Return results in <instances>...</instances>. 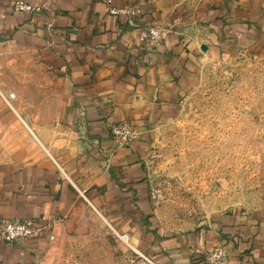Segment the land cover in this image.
<instances>
[{
  "label": "crops",
  "instance_id": "1",
  "mask_svg": "<svg viewBox=\"0 0 264 264\" xmlns=\"http://www.w3.org/2000/svg\"><path fill=\"white\" fill-rule=\"evenodd\" d=\"M17 1L0 0V77L20 82L0 87V218L48 228L0 239V264H75L73 243L89 247L109 231L120 264L135 257L121 235L157 264H209L199 251L217 245L229 264H264V205L257 217L233 209L166 232L147 165L206 65L262 49L264 0H23L41 6L32 12ZM124 5L139 7L137 23L170 27L166 39L138 46L128 18L109 12ZM125 121L139 136L118 147L109 125Z\"/></svg>",
  "mask_w": 264,
  "mask_h": 264
},
{
  "label": "rangeland",
  "instance_id": "2",
  "mask_svg": "<svg viewBox=\"0 0 264 264\" xmlns=\"http://www.w3.org/2000/svg\"><path fill=\"white\" fill-rule=\"evenodd\" d=\"M18 84L19 77L12 72L0 77L4 90ZM147 165L155 207L166 232L192 229L233 209L260 216L264 205V46L253 55H242L233 65H206L178 115L157 131ZM103 234L105 241L99 240L98 233V240L89 245L91 251L73 243L75 264H85L90 252L95 264H120V242L110 231Z\"/></svg>",
  "mask_w": 264,
  "mask_h": 264
},
{
  "label": "built area",
  "instance_id": "3",
  "mask_svg": "<svg viewBox=\"0 0 264 264\" xmlns=\"http://www.w3.org/2000/svg\"><path fill=\"white\" fill-rule=\"evenodd\" d=\"M14 9L17 11L32 12L40 10L41 6L32 5L26 1L19 0L14 3ZM109 12L114 15H123L128 18L127 25L137 30L136 44L143 47L155 46L166 39L171 28L157 23H137L135 17L140 13L136 5H124L122 7L110 6ZM15 97L14 93L8 94V99ZM110 134L118 147L131 146L137 140L139 132L134 125L129 122H118L109 125ZM154 199V195L152 193ZM48 228V225L40 227L35 226L31 220H9L0 218V239L7 243H16L40 235ZM125 239L127 246L133 252L134 264H157L153 259L131 245L126 240L125 235L120 236ZM206 262L209 264H229L226 250L222 245H217L209 251H199Z\"/></svg>",
  "mask_w": 264,
  "mask_h": 264
}]
</instances>
